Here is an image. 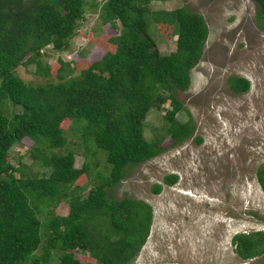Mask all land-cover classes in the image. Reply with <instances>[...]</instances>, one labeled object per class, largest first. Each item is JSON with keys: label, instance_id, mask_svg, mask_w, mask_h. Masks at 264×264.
Here are the masks:
<instances>
[{"label": "trees", "instance_id": "16d2710c", "mask_svg": "<svg viewBox=\"0 0 264 264\" xmlns=\"http://www.w3.org/2000/svg\"><path fill=\"white\" fill-rule=\"evenodd\" d=\"M150 1H91L98 24L115 32L105 40L112 49L73 76L68 62L57 60L56 82L30 85L14 74L15 67L30 64L35 75L46 78L48 66L39 51L67 47L84 0H0V264H127L137 254L150 224V207L128 197L109 199L105 189L121 180L127 167L161 153L164 135L175 144L191 134L190 118L174 91L187 88L207 36L198 13L184 7L149 10ZM251 1L256 28L264 30V0ZM160 25L174 36L173 51L165 55L157 52L150 36L149 26ZM226 84L233 94L248 87L245 79L234 76ZM165 101L160 131L145 139V113ZM6 105L17 111L7 113ZM180 111L187 116L184 122L174 118ZM63 120L70 131L79 125L84 148L90 142L102 150L109 166L84 197L71 185L89 169L85 162L72 166L73 154L63 148ZM23 138L31 141L26 151L30 162L42 172L26 173L25 166L8 163L10 148ZM61 148L64 154L54 152ZM254 178L264 195V164L257 165ZM175 179L166 175L161 184L170 186ZM159 190V184L149 188L153 194ZM61 200L67 204L64 216L39 219L45 207ZM95 216L100 219L96 232L88 225ZM229 243L245 261L264 252V232L234 233Z\"/></svg>", "mask_w": 264, "mask_h": 264}, {"label": "rangeland", "instance_id": "374dc122", "mask_svg": "<svg viewBox=\"0 0 264 264\" xmlns=\"http://www.w3.org/2000/svg\"><path fill=\"white\" fill-rule=\"evenodd\" d=\"M91 1L98 0H84L82 18L65 49L55 52L45 46L39 51L48 66L47 77L35 75L30 64L18 65L13 72L21 81L30 85L54 83L57 60L68 62L72 69L69 75L73 76L112 49L105 40L115 32L108 25L98 24L95 8L89 7ZM147 7L194 11L202 17L207 36L199 60L189 71L187 88L174 91L190 118L191 134L175 144L164 135L161 153L127 167L121 180L105 189L109 199L128 197L150 207L144 241L127 264H264V252L241 261L229 243L234 233L264 232V195L254 178L257 165L264 164V30L256 28L255 6L251 0H151ZM149 30L159 54L173 51L174 36L168 26H149ZM231 76L247 81L244 93L229 91L226 80ZM166 104L150 107L145 113V139L160 131ZM5 108L7 113L17 111L8 105ZM174 118L184 122L187 116L180 111ZM59 127L65 139L63 148L73 154L72 166L78 168L85 162L89 169L71 185L78 187L74 193L84 197L107 175L109 166L102 150L97 151L90 142L84 148L79 125L70 131L71 125L63 120ZM30 144L23 138L13 145L8 163L25 166L26 173H40L43 169L30 162L26 154ZM63 148L54 152L64 154ZM170 174L176 176L175 182L161 184V178ZM153 184L160 185L156 194L149 191ZM66 213L67 204L61 200L45 207L38 217ZM99 222L95 216L88 225L96 232ZM39 253L38 249L33 252L35 256ZM73 256L78 258V252L74 250ZM79 264L94 263L83 260Z\"/></svg>", "mask_w": 264, "mask_h": 264}]
</instances>
